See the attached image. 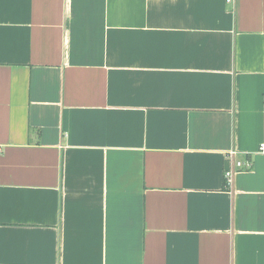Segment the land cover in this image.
<instances>
[{
    "label": "crops",
    "instance_id": "0c3cea01",
    "mask_svg": "<svg viewBox=\"0 0 264 264\" xmlns=\"http://www.w3.org/2000/svg\"><path fill=\"white\" fill-rule=\"evenodd\" d=\"M260 144L264 0H0V264H264Z\"/></svg>",
    "mask_w": 264,
    "mask_h": 264
},
{
    "label": "built area",
    "instance_id": "2783aa9c",
    "mask_svg": "<svg viewBox=\"0 0 264 264\" xmlns=\"http://www.w3.org/2000/svg\"><path fill=\"white\" fill-rule=\"evenodd\" d=\"M264 144H260V149H263ZM236 150L231 149L226 153V157L231 160V163L224 168L223 177L224 184L227 187H232L235 173L250 167L249 160H241L236 158Z\"/></svg>",
    "mask_w": 264,
    "mask_h": 264
}]
</instances>
